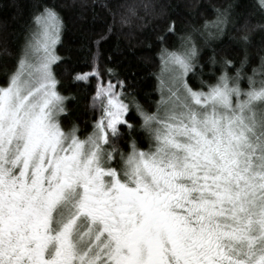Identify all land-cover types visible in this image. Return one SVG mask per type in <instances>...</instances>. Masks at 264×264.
<instances>
[{
    "label": "snow or ice",
    "instance_id": "6c2138e0",
    "mask_svg": "<svg viewBox=\"0 0 264 264\" xmlns=\"http://www.w3.org/2000/svg\"><path fill=\"white\" fill-rule=\"evenodd\" d=\"M238 6L161 49L168 79L155 112L127 77L101 70L109 27L86 53L91 70L72 75L73 84L96 80L89 107L99 115L82 137L78 124L62 123L75 97L61 94L55 71L61 17L36 0L0 84V264H264V55L241 87L250 34L264 33V23L240 30L245 59L235 74L213 49L206 63L219 64V76L209 72L215 83H191L205 67L196 36L222 37ZM94 7L111 12L102 0ZM125 7L121 24L137 14ZM252 7L264 19V0ZM175 32L173 22L157 39Z\"/></svg>",
    "mask_w": 264,
    "mask_h": 264
},
{
    "label": "trees",
    "instance_id": "16d2710c",
    "mask_svg": "<svg viewBox=\"0 0 264 264\" xmlns=\"http://www.w3.org/2000/svg\"><path fill=\"white\" fill-rule=\"evenodd\" d=\"M58 12L63 23L61 41L56 46V54L61 57L59 67L55 69L61 82L60 92L65 96L75 97L67 102L71 116L62 121L65 130L72 123L80 127V133L86 135L91 131L93 117L99 115L89 107V100L95 90L96 80L90 84L72 83V75L76 72H89L90 61L86 53L96 50L94 42L101 34L107 35L109 27L112 32L100 45L101 70L112 68L121 79L128 78L133 84L136 100L146 111L155 112L157 102L161 98L159 91V73L161 69L160 53L162 48L172 50L179 44L178 37L191 31L193 27L201 28L204 23L216 19V10L228 3L239 5L234 9L233 21L227 26L222 37L208 40L197 35L200 48V63L204 64L203 74L197 69L191 76L192 86L200 89V80L215 83V76L220 75L219 64L214 69L207 65L208 57L216 50L217 59L227 57L235 65L230 74L240 67L245 59V49L235 42L242 33L245 22L249 25L264 23V19L252 7L254 0H102L110 6L108 9L94 7L97 0H41ZM36 0H0V84L6 79V69L14 67L15 54L23 44L25 30L30 22ZM136 6V17L131 23L121 24V15L127 14L125 5ZM112 13H115L113 17ZM175 23V35H168L163 44L157 39L167 35L168 27ZM251 42L247 46V62L244 66L245 79L241 87L248 88L247 77L260 65V57L264 55V33L259 30L251 34ZM12 55H5L4 48ZM111 56V61L108 57ZM6 61L7 63H4ZM210 69L215 76L210 78ZM67 70V71H66ZM106 78V77H105ZM259 79V76H257ZM207 91V88H203ZM132 91V89H130ZM131 122L138 123L133 108ZM87 125V127H86ZM146 146V144H145Z\"/></svg>",
    "mask_w": 264,
    "mask_h": 264
},
{
    "label": "rangeland",
    "instance_id": "374dc122",
    "mask_svg": "<svg viewBox=\"0 0 264 264\" xmlns=\"http://www.w3.org/2000/svg\"><path fill=\"white\" fill-rule=\"evenodd\" d=\"M168 79V73L166 72V70L163 68L162 63H161V69H160V73H159V85L161 84L162 80H167ZM166 91V89H161L159 87V91L161 94V91ZM161 99V98H160Z\"/></svg>",
    "mask_w": 264,
    "mask_h": 264
}]
</instances>
